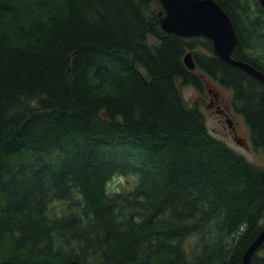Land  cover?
<instances>
[{
	"label": "trees",
	"instance_id": "1",
	"mask_svg": "<svg viewBox=\"0 0 264 264\" xmlns=\"http://www.w3.org/2000/svg\"><path fill=\"white\" fill-rule=\"evenodd\" d=\"M215 1L232 57L264 62L261 1ZM162 11L0 0V264H243L264 230V168L212 135L182 87L202 90L204 73L232 88L264 149V84L211 40L164 31Z\"/></svg>",
	"mask_w": 264,
	"mask_h": 264
},
{
	"label": "water",
	"instance_id": "2",
	"mask_svg": "<svg viewBox=\"0 0 264 264\" xmlns=\"http://www.w3.org/2000/svg\"><path fill=\"white\" fill-rule=\"evenodd\" d=\"M264 8V0H260ZM163 11L160 12V24L164 31L180 37L202 36L210 39L213 49L227 63L240 67L264 82V72L250 64L232 57L238 43L233 21L224 8L215 0H160ZM184 61L189 69L196 68L192 52H188ZM264 244V230L247 250L243 264H250L253 254ZM67 264H80L71 261Z\"/></svg>",
	"mask_w": 264,
	"mask_h": 264
},
{
	"label": "rangeland",
	"instance_id": "3",
	"mask_svg": "<svg viewBox=\"0 0 264 264\" xmlns=\"http://www.w3.org/2000/svg\"><path fill=\"white\" fill-rule=\"evenodd\" d=\"M197 50H201V51L204 50L205 53L207 52V50L205 48H202L201 46L197 47ZM195 71L198 74L202 73L200 68H197ZM204 75L206 77L204 83L207 84L208 87L212 88L214 91H217V89L220 90L225 100L224 104L227 105L230 100L229 99L230 94L232 93L230 89L223 87L220 83H216L215 81H212V79L206 74ZM208 87H206V90ZM182 93L184 95L186 102L189 105L196 104L204 113L208 129L210 130L212 135H214L216 138L220 140L225 141L231 148H233L236 152L244 155L253 164L264 168V149L255 148L253 146V143H251L252 139L251 138L249 139L247 130L243 122H240L238 125V135L248 142V144L250 145L249 147H244V145L240 146L235 142V140L229 134L230 131L229 126H227L226 123L221 121L220 115L216 113L213 107L208 108L207 103L203 101L204 93H202L200 90H198L197 88L191 85L183 86ZM224 124L226 126H224ZM119 184L121 183H117L116 181H113L111 183V186L115 188L118 187ZM191 244L192 243L190 242L189 247H191Z\"/></svg>",
	"mask_w": 264,
	"mask_h": 264
},
{
	"label": "flooded vegetation",
	"instance_id": "4",
	"mask_svg": "<svg viewBox=\"0 0 264 264\" xmlns=\"http://www.w3.org/2000/svg\"><path fill=\"white\" fill-rule=\"evenodd\" d=\"M234 52V50H233ZM233 58L239 59V56L236 54L233 56ZM240 60V59H239ZM254 63L250 64L252 67L256 68L257 70H260L264 72V65L263 61L258 60V59H252ZM243 61V60H242ZM231 65V64H230ZM233 66V65H232ZM209 76L212 81H215L216 83H220V81L216 80L214 77L206 74ZM251 75V74H250ZM203 77V82L205 81L206 77L204 74H202ZM254 77V76H253ZM262 82V81H261ZM264 84V82H263ZM204 88L200 90L202 93H204L203 96V101L207 103L208 108H214L216 113L220 115L221 121L227 124L229 126L230 131L229 134L232 136V138L235 140V142L238 145H244V147H249L250 145L248 144L247 141H245L241 136L238 135V125L240 122H243L247 134L249 136V139L253 137L254 135V130L252 127V124L249 121V118L246 113H244L237 104H236V99H235V91L230 88V91L232 92L230 94V100L228 104H224L225 100L224 97L222 96V93L220 90L217 89V91H214L212 88H209L207 84L204 83ZM222 85V84H221ZM223 86V85H222ZM206 87L207 90H206ZM224 87V86H223ZM263 112H264V103H263ZM224 126H226L224 124ZM252 143V140H251Z\"/></svg>",
	"mask_w": 264,
	"mask_h": 264
}]
</instances>
